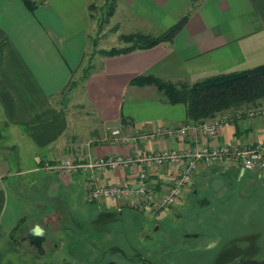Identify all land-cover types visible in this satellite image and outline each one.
I'll use <instances>...</instances> for the list:
<instances>
[{
    "label": "crops",
    "instance_id": "1",
    "mask_svg": "<svg viewBox=\"0 0 264 264\" xmlns=\"http://www.w3.org/2000/svg\"><path fill=\"white\" fill-rule=\"evenodd\" d=\"M34 1L38 6L32 11L22 0H0V126L5 136L11 135L10 145L18 155L17 168L0 158V264H48L23 240L36 225L43 227L48 236V226L55 219L65 224L80 223L82 230L98 231L115 214H131L138 219L144 216L154 222L155 229L171 216L178 221L186 199L198 193V184L212 176H230L237 170L200 163L184 197L173 209L154 216L135 200L86 203V176L82 173L61 175L44 170L43 174H35L42 171L35 169L66 157L79 160L88 155H131L136 146L144 152L187 148L194 144L190 136L140 139L141 134L160 123L180 127L193 121L187 118L184 104H171L157 85H138L134 79L153 75L177 84H192L264 64V0H119L110 19V24L118 26L119 36L133 32L160 34L190 14L170 41L100 57V65L83 83L88 101L79 107L85 111L82 115L95 124L83 136L76 132V119L70 118L65 89L79 73L92 35L97 32L98 24L89 9L95 0ZM147 98L162 108L151 106L154 102L144 103ZM232 115L234 112L228 111L219 116ZM109 129L120 131V139L135 141H121ZM198 137L210 145L260 143L264 141V117L236 118L224 124L217 137ZM140 169L138 165L107 170L98 180L100 184L135 185ZM178 169L174 164L149 169L148 180L162 192L172 184ZM24 176L29 177L25 180ZM24 218L26 235L20 238L22 244H17L11 233ZM146 230L150 231L146 225L134 229L138 237ZM61 244L57 241L55 248Z\"/></svg>",
    "mask_w": 264,
    "mask_h": 264
},
{
    "label": "rangeland",
    "instance_id": "2",
    "mask_svg": "<svg viewBox=\"0 0 264 264\" xmlns=\"http://www.w3.org/2000/svg\"><path fill=\"white\" fill-rule=\"evenodd\" d=\"M95 3L99 8L95 19L98 24L104 0H95ZM113 27L115 26L109 23L103 29L97 28V32L94 31L86 63L74 77L79 84L65 96L66 106L71 110L70 118L72 121L76 119L78 123L75 126L76 132L83 136H86L95 124L90 117L82 115L85 111L79 107V104L88 101L83 88L84 81H80V77L83 69L88 66L87 59L90 54H99L97 51L101 48L124 45ZM95 40L97 46H94ZM97 56L95 68L100 65V55ZM94 67L92 70H95ZM153 102L154 100L149 101L147 98L144 103L151 105ZM154 105L162 108L158 103L154 102L151 106ZM149 110L146 109L147 112ZM137 111L140 115L141 107ZM109 130L121 141H133V138L128 137L120 139L121 133L116 129ZM4 131V127L0 126V132L3 134L0 139V158H6L13 168H17V152L14 151V146L10 145L11 135L5 136ZM41 172H44V169L35 174H43ZM28 177L24 176L25 180ZM197 187L198 193L190 195L181 207L180 219L177 221L176 216H171L161 223L160 229H155L154 222L149 218L142 216L138 219L131 214H115L101 231L85 227V230H82L80 223L74 224V221H70L65 224L55 219L54 223L51 222L48 226L42 258L48 264H107L112 260L121 264H214L219 253L226 249L264 247L263 175L256 171H235L230 176H212ZM23 195L29 197L24 191ZM138 225H146L151 230L144 231L143 235L138 237V233L134 231ZM54 228L58 230L57 233ZM25 233L26 231H19V238L22 239ZM146 234L151 237L145 236ZM188 234L200 235L188 237ZM23 241L37 252L27 238ZM57 241L59 245L62 243L60 248H55Z\"/></svg>",
    "mask_w": 264,
    "mask_h": 264
},
{
    "label": "built area",
    "instance_id": "3",
    "mask_svg": "<svg viewBox=\"0 0 264 264\" xmlns=\"http://www.w3.org/2000/svg\"><path fill=\"white\" fill-rule=\"evenodd\" d=\"M242 117L251 120L264 117L263 104L242 108L231 117L218 116L209 120L193 121L180 127L160 123L152 131L140 135L142 140L156 137L181 139L190 136L194 144L187 148L167 147L144 152L136 146L135 152L131 155H88L79 160L65 158L58 162L47 161L35 170L44 169L61 175L82 173L86 176L83 194L86 203L103 199L135 200L147 212L155 216L162 211L173 209L178 201L184 197L185 192L194 183L200 163L232 166L240 173L256 171L264 176V141L260 143L231 142L210 145L198 137L199 134L217 137L224 124ZM167 164H174L179 169L172 184L160 192L155 190L148 180L149 169ZM138 165L141 169L135 185L100 184L98 180L99 175L107 170Z\"/></svg>",
    "mask_w": 264,
    "mask_h": 264
},
{
    "label": "trees",
    "instance_id": "4",
    "mask_svg": "<svg viewBox=\"0 0 264 264\" xmlns=\"http://www.w3.org/2000/svg\"><path fill=\"white\" fill-rule=\"evenodd\" d=\"M22 1L32 11H35L38 6V3L34 0ZM118 3L119 0H104L101 6V18L98 22L99 30L110 23V19L115 14ZM97 6L95 1H92L89 5L91 17L93 19H96V11L99 9ZM189 14L188 12L183 15L173 26L160 34L133 32L120 35V39L123 41L124 45L119 47L114 46L109 49L101 48L97 51L99 54L94 55V53H92L89 55L87 59L88 66L83 69L80 81L85 82L90 78L94 71L92 68L95 65V60L98 58L97 55L106 57L125 54L136 50L152 48L160 43L172 40L185 26ZM113 29L117 30L118 26L113 27ZM94 46H97L96 40L94 41ZM84 63H86V59L83 64ZM77 82L78 81L72 78L65 91L74 88V86L79 84ZM133 83L138 85H157L159 90L164 93L169 103H181L186 106L187 118L190 121L209 120L228 111L236 113L244 107L264 103V64L242 71L210 76L192 84L186 82L177 84L153 75L139 76L134 79ZM26 220L25 218L20 220L12 230L11 236L17 244H22L18 233L21 230L24 232L26 231L24 228ZM146 236L151 237L150 234H146ZM34 254L38 258H42V255L39 254L38 251H34ZM107 264L121 263L112 260L111 262L108 261Z\"/></svg>",
    "mask_w": 264,
    "mask_h": 264
},
{
    "label": "flooded vegetation",
    "instance_id": "5",
    "mask_svg": "<svg viewBox=\"0 0 264 264\" xmlns=\"http://www.w3.org/2000/svg\"><path fill=\"white\" fill-rule=\"evenodd\" d=\"M214 264H264V247L220 252Z\"/></svg>",
    "mask_w": 264,
    "mask_h": 264
},
{
    "label": "water",
    "instance_id": "6",
    "mask_svg": "<svg viewBox=\"0 0 264 264\" xmlns=\"http://www.w3.org/2000/svg\"><path fill=\"white\" fill-rule=\"evenodd\" d=\"M197 235H187L188 237L192 236H198ZM25 238L29 239L30 244H32L38 251L39 254H43L45 252L44 248V242L47 239V232L46 230L41 227L40 225H36L33 228H31ZM148 261V260H146Z\"/></svg>",
    "mask_w": 264,
    "mask_h": 264
}]
</instances>
